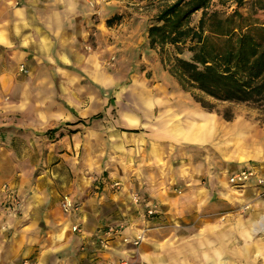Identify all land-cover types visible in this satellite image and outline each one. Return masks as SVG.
<instances>
[{"label":"crops","instance_id":"0c3cea01","mask_svg":"<svg viewBox=\"0 0 264 264\" xmlns=\"http://www.w3.org/2000/svg\"><path fill=\"white\" fill-rule=\"evenodd\" d=\"M146 4L147 0H0V116L19 117L15 127L23 129L29 127V118L33 117L36 132L53 129L63 118L73 116L74 100L66 94L78 74L74 70L81 72L87 83L103 86L107 79L99 65L112 58L105 56V38L120 40L122 54L138 52L146 42V33L138 32ZM112 19L113 24L107 26L106 21ZM131 38L141 46L126 45ZM152 51L142 48V59ZM122 60L119 55L115 65H131ZM143 61L138 57L132 65H143ZM107 65H111L110 60ZM106 84L111 86L113 82ZM58 85L64 93L62 96L58 92L61 109L57 102L60 98L56 99ZM105 100L82 94L76 103L96 109L97 102L105 108ZM164 100L146 103L148 110ZM144 102L143 96L129 97L127 110L120 111L112 129L133 133H126L129 148L121 149L106 178L70 176L67 172L73 173L72 164L56 163L58 159H10L9 150L4 148V154H0V197L2 186L7 185L15 191L20 205L0 214V264H19L25 259L35 264H105L107 259L115 261L132 254L131 248L117 239L111 242L110 251L99 254L96 241L101 230L122 222L141 225V209L128 199L136 189L163 209L171 207L178 197L171 184L185 182L186 158L194 156L174 143L186 141L189 149L195 144L190 139H178L180 133L167 121L150 127ZM31 106L34 109L29 114ZM0 132L8 135L10 130ZM60 166L66 175L57 174ZM113 181L121 186L111 188ZM63 196L77 203L75 212L62 213L59 202ZM75 226L78 231H73ZM139 252L144 254L140 248ZM147 256L144 254V258Z\"/></svg>","mask_w":264,"mask_h":264},{"label":"rangeland","instance_id":"374dc122","mask_svg":"<svg viewBox=\"0 0 264 264\" xmlns=\"http://www.w3.org/2000/svg\"><path fill=\"white\" fill-rule=\"evenodd\" d=\"M165 5V2L158 0H147L146 9L142 11L144 17L140 19L139 34L142 31L146 33ZM198 16L196 14L192 21ZM116 39L110 36L105 38V56L114 57L111 65H107L109 58L105 65H99L107 82H113L111 86L107 82L103 86L89 84L82 78L81 72L74 70L78 74L74 75L66 94V97L74 100L73 116L63 118L53 129L45 132H36L32 128L33 117L29 118V127L23 129L15 127L19 117L6 119L0 116V130H10L8 135L0 132V154H4L6 148L10 159L27 157L31 162L37 158L58 159L56 163L72 164L73 173L67 172L70 176L95 175L106 178L108 168L112 167L110 164L122 154L123 147L127 151L130 145L127 134L133 131L122 134L112 129L120 111H126L130 105L127 103L129 97L143 96L146 101L143 108L147 110L146 103L150 105L155 99H168L156 102L148 110L147 120L153 129L159 125L158 121H167L169 127H175L180 133L178 139H183V133L188 131L191 123L197 122L191 118L193 112L207 114L215 121L209 138L201 143L196 142L192 149H189L186 141L174 143L194 156L186 158L185 182L171 184L174 196H178L171 207L167 205L163 209L142 190L134 191H139L148 201L161 207L160 215L149 221L152 230L140 247L144 254L150 256L144 258V254L141 256L139 252L134 264H264V219L261 220L264 218V197L258 196L259 191L252 184L254 180L246 188L228 183L230 174L245 168H255L264 174V111L246 105L214 103L197 92L185 91L160 64L156 50L144 57L143 61L140 51L148 48L147 36L142 46L135 39L128 40L126 45L142 47L134 54L131 50L122 54L119 50L121 42ZM119 55L122 61L131 65H115ZM138 57L144 64L132 65V61L138 62ZM165 64L169 65L168 62ZM60 88L58 85L56 99L60 98L57 101L59 109L63 103L58 92L64 95ZM82 94L104 98L107 106L104 108L101 102H97L96 109H91L90 105L77 104ZM201 97L213 107L203 109L195 101ZM33 109L31 106L28 113ZM65 109H69L68 106ZM91 111H94L93 115L88 114ZM226 113L232 115L230 121L222 117ZM97 114L100 118L92 120ZM15 129L20 130L11 131ZM59 129L62 131L56 133ZM164 130L170 129L164 127ZM62 137L65 139L60 141ZM62 169L60 166L57 170L60 176L66 175Z\"/></svg>","mask_w":264,"mask_h":264},{"label":"trees","instance_id":"16d2710c","mask_svg":"<svg viewBox=\"0 0 264 264\" xmlns=\"http://www.w3.org/2000/svg\"><path fill=\"white\" fill-rule=\"evenodd\" d=\"M158 1L166 5L146 31L148 49L177 84L214 103L264 111V0ZM202 97L195 101L211 109Z\"/></svg>","mask_w":264,"mask_h":264},{"label":"built area","instance_id":"2783aa9c","mask_svg":"<svg viewBox=\"0 0 264 264\" xmlns=\"http://www.w3.org/2000/svg\"><path fill=\"white\" fill-rule=\"evenodd\" d=\"M109 0H103V2ZM114 60V57L110 61ZM254 188L256 187L259 191L258 196L264 197V174H260L255 168H245L229 175L228 183L232 186L239 188H246L250 181H253ZM121 183L119 181H113L111 188H119ZM3 195L0 197V214L4 210H12L19 207L20 201L14 190L9 188L7 185L2 186ZM131 205L141 209L143 224L140 226H134V224H126L124 222L107 225L102 230L96 241V249L99 254H104L110 251L111 242L118 240L121 245L129 246L132 254L128 257L118 258L115 261L105 260V264H134L137 256L139 255L138 250L141 245L146 241L148 233L152 230L149 225V221L160 215L159 206L148 201L145 196L138 192H132L130 195ZM59 207L62 213L69 215L75 212L78 208L76 202L72 201L68 196H63L59 202ZM73 231H78V227H73ZM19 264H35L31 260H22Z\"/></svg>","mask_w":264,"mask_h":264},{"label":"bare ground","instance_id":"6f19581e","mask_svg":"<svg viewBox=\"0 0 264 264\" xmlns=\"http://www.w3.org/2000/svg\"><path fill=\"white\" fill-rule=\"evenodd\" d=\"M191 118L195 121L191 123V127L188 129V131H185L183 133L184 135V139H190L191 141H194L195 143H201L204 140H206L207 138H209L211 136V130L213 128V126L215 125V121L213 119V117L204 114V113H195L193 112V114L191 115ZM173 124H171L172 126ZM264 218L262 217L261 220H263ZM255 225L260 226V224L255 223ZM256 230V229H254Z\"/></svg>","mask_w":264,"mask_h":264}]
</instances>
